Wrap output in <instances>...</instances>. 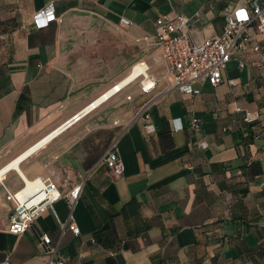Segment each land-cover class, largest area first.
<instances>
[{
	"label": "crops",
	"instance_id": "1",
	"mask_svg": "<svg viewBox=\"0 0 264 264\" xmlns=\"http://www.w3.org/2000/svg\"><path fill=\"white\" fill-rule=\"evenodd\" d=\"M249 1L0 0V169L121 82L137 61L149 65L160 93L167 83L159 52L136 41L154 33L158 16L197 13L191 35L201 41L222 32L227 5ZM49 2L59 22L35 29L32 15ZM144 99L136 82L126 84L20 163L29 180L68 174L73 184L118 138L123 174L113 178L101 164L92 170L73 212L80 235L60 240L66 264H264V36L232 55L218 86L159 97L148 112L150 135L140 121L125 126ZM245 111L258 112L259 121H244ZM192 116L197 131L188 128ZM2 185L14 193L24 182L15 171L0 182V264L5 257L46 264L37 236L57 241L53 215L22 235L8 233L12 205ZM54 208L65 220V202Z\"/></svg>",
	"mask_w": 264,
	"mask_h": 264
},
{
	"label": "built area",
	"instance_id": "2",
	"mask_svg": "<svg viewBox=\"0 0 264 264\" xmlns=\"http://www.w3.org/2000/svg\"><path fill=\"white\" fill-rule=\"evenodd\" d=\"M223 13L222 32L201 41L194 39L191 35V26L197 21L198 14L188 17L181 12H176L174 17L167 14L158 16L154 23V33L145 34L136 39L137 42L154 45L157 48L158 62L165 69L162 79L167 84L160 93L154 94L158 80L151 77L149 65L137 61L131 66L129 74L134 73L136 76L129 83L136 82L141 95L146 96V99L139 103L134 100L133 115L125 124L126 128L140 121L144 133L146 135L153 134L155 127L148 112L159 97L165 96L171 91L196 96L200 94L201 86L204 83H208L212 87L218 86L223 81V71L232 55L243 52L255 34L264 36V0H250L245 7L229 4L224 8ZM30 22L35 29L59 22L54 2L47 3L34 13ZM119 24L130 26L131 21L120 17ZM255 49L257 50V48ZM242 66L243 64L240 63L239 67L242 68ZM228 83L231 86L235 85L234 80H229ZM126 99L132 100V97L126 96ZM236 111L239 112L240 108L237 107ZM78 114L79 112L60 125L63 129L59 134L79 122L88 113L81 116ZM243 119L248 123H255L259 121L260 114L245 111ZM188 128L191 131H197L199 119L192 116ZM180 129L181 126L178 125L176 130ZM255 137L258 138V135ZM197 146L204 149L206 143L200 141ZM99 164L104 165L113 178H118L123 174L124 165L118 151V138L111 141L93 167L88 169L84 175L78 176L76 183L72 184L71 177L67 174L62 176L60 181L51 177L35 178L31 180L32 186L24 193H21L23 189L12 193L2 185L4 199L12 205L7 232L13 235H22L29 230L38 217L47 212L52 214L59 230L58 239L53 242L48 234L42 233L37 236V246L46 255V264H66L68 257L60 250V240L66 232H70L74 237L80 235L73 212L87 179ZM23 182V188H26V183ZM59 182L65 187H70L68 191L62 192L58 186ZM60 200L65 202L68 209L67 217L63 221L58 218L54 208V204ZM8 262V257H5L1 264H8Z\"/></svg>",
	"mask_w": 264,
	"mask_h": 264
},
{
	"label": "bare ground",
	"instance_id": "3",
	"mask_svg": "<svg viewBox=\"0 0 264 264\" xmlns=\"http://www.w3.org/2000/svg\"><path fill=\"white\" fill-rule=\"evenodd\" d=\"M136 75L134 73L128 74L121 82H119L117 85H115L113 88H111L109 91L105 92L101 97L93 101L88 107L83 109L82 111L79 112L78 116L86 114L90 109H93L96 105L101 103L102 101H106L111 95L118 93L123 87L133 81ZM71 123L73 122L72 120L70 121ZM63 129L62 126L58 127L48 135H46L43 139H41L39 142L34 144L32 147L24 151L22 154L19 156L15 157L12 159L9 163H7L4 167L0 169V182L3 181L6 177V173L10 171H15L17 172L21 179L25 181L26 183V188H21L23 189L21 193L26 192L31 186V180H29L21 171H20V163L23 162L25 159H27L29 156L32 154L36 153L39 149L42 147H45L47 143H49L56 135L59 134V132Z\"/></svg>",
	"mask_w": 264,
	"mask_h": 264
}]
</instances>
